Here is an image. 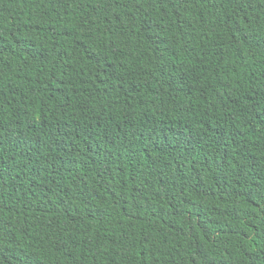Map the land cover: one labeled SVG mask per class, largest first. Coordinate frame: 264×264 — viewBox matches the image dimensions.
Returning <instances> with one entry per match:
<instances>
[{"label":"trees","instance_id":"1","mask_svg":"<svg viewBox=\"0 0 264 264\" xmlns=\"http://www.w3.org/2000/svg\"><path fill=\"white\" fill-rule=\"evenodd\" d=\"M0 264H264V0H0Z\"/></svg>","mask_w":264,"mask_h":264}]
</instances>
